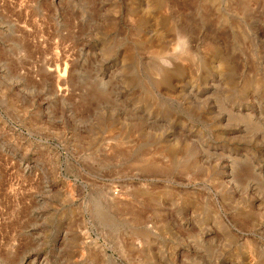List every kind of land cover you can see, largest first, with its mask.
Instances as JSON below:
<instances>
[{
  "label": "rangeland",
  "instance_id": "rangeland-1",
  "mask_svg": "<svg viewBox=\"0 0 264 264\" xmlns=\"http://www.w3.org/2000/svg\"><path fill=\"white\" fill-rule=\"evenodd\" d=\"M0 264H264V0H0Z\"/></svg>",
  "mask_w": 264,
  "mask_h": 264
},
{
  "label": "bare ground",
  "instance_id": "bare-ground-1",
  "mask_svg": "<svg viewBox=\"0 0 264 264\" xmlns=\"http://www.w3.org/2000/svg\"><path fill=\"white\" fill-rule=\"evenodd\" d=\"M60 60H58V64L56 66V68L54 69L55 75H56V82L58 85V89L57 92L58 93H62L63 92V87H62V83H63V77L65 75V72L67 71V65L65 64V67H61V62H59ZM62 68V69H61Z\"/></svg>",
  "mask_w": 264,
  "mask_h": 264
}]
</instances>
